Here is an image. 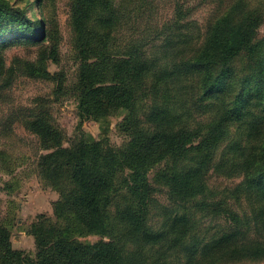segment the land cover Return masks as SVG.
I'll return each mask as SVG.
<instances>
[{
  "label": "trees",
  "instance_id": "obj_1",
  "mask_svg": "<svg viewBox=\"0 0 264 264\" xmlns=\"http://www.w3.org/2000/svg\"><path fill=\"white\" fill-rule=\"evenodd\" d=\"M115 8L108 0H80L73 12L81 35L78 109L82 120L124 114L130 140L115 149L81 132L77 142L45 156L49 172L63 171L74 190L53 203L54 217L40 214L32 224L35 259L13 247L10 228L0 222V264L264 261V151L245 153L234 141L217 159L231 120H240V100L227 106L222 98L230 90L227 75L238 56L254 53L253 41L237 29L233 38L221 31L197 54L149 56L136 38L118 44L123 16ZM88 22L95 27L89 34ZM115 43L125 51H113ZM42 127L35 130L48 133ZM213 173L243 174V181L216 192ZM156 186L168 201L159 228L151 224Z\"/></svg>",
  "mask_w": 264,
  "mask_h": 264
},
{
  "label": "rangeland",
  "instance_id": "obj_2",
  "mask_svg": "<svg viewBox=\"0 0 264 264\" xmlns=\"http://www.w3.org/2000/svg\"><path fill=\"white\" fill-rule=\"evenodd\" d=\"M79 1L0 0V222L10 228L13 247L33 259L36 245L30 234L32 224L40 214L54 217L53 203L69 197L74 190L63 171L49 172L44 157L59 145L69 147L77 142L81 132L104 140L115 149L123 148L130 140L121 127L122 113L102 115L98 121L82 120L79 115L81 35L72 21ZM108 3L122 11L123 21L114 35L118 44L125 46L136 38L149 56L197 54V48L212 33L224 31V37L233 38L245 32L255 45L254 53L243 52L232 62L226 81L230 90L222 96L227 106L240 100V120H231L217 150V159L234 141L241 143L245 153H263L260 145L264 140V0ZM34 22L39 29L37 36ZM236 29L240 34L234 32ZM86 30L89 34L95 27L88 22ZM113 48L125 51L124 47L118 49L117 43ZM94 58L92 55L89 62ZM38 123L42 128L48 126V133L37 132ZM242 178L243 174L230 178L213 173L209 185L216 192H224ZM121 182L120 176L115 178L116 186ZM156 189L151 224L159 228L163 222L160 208L168 201L166 190L157 186ZM201 225L209 226L210 222L201 219ZM87 239L94 242L99 237ZM218 264L264 261L232 260Z\"/></svg>",
  "mask_w": 264,
  "mask_h": 264
}]
</instances>
